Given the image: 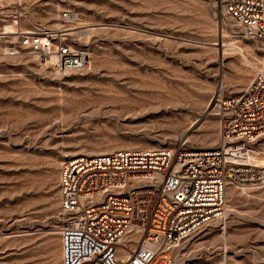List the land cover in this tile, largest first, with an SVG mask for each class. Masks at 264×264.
<instances>
[{
    "label": "rangeland",
    "instance_id": "rangeland-1",
    "mask_svg": "<svg viewBox=\"0 0 264 264\" xmlns=\"http://www.w3.org/2000/svg\"><path fill=\"white\" fill-rule=\"evenodd\" d=\"M223 2L21 0L20 29L54 31L61 21V37L85 67L58 74L0 58V264H60L56 184L65 159L218 145V100L239 94L255 74L241 58L264 70V42L244 38ZM64 12L86 26L63 21ZM223 42L241 55H222ZM259 145L250 158L262 165ZM234 187L223 220L175 250L179 263L264 264V188Z\"/></svg>",
    "mask_w": 264,
    "mask_h": 264
},
{
    "label": "built area",
    "instance_id": "built-area-1",
    "mask_svg": "<svg viewBox=\"0 0 264 264\" xmlns=\"http://www.w3.org/2000/svg\"><path fill=\"white\" fill-rule=\"evenodd\" d=\"M223 10L244 38L264 42V0H224ZM21 16V0H0V20L16 27L2 38L0 58L45 65L53 55L48 67L58 74L85 67L62 32L21 30ZM217 110L219 143L210 149L180 144L65 159L56 184L61 264H182L174 255L180 244L223 220L227 185L264 188V164L251 161L264 144V70Z\"/></svg>",
    "mask_w": 264,
    "mask_h": 264
},
{
    "label": "bare ground",
    "instance_id": "bare-ground-1",
    "mask_svg": "<svg viewBox=\"0 0 264 264\" xmlns=\"http://www.w3.org/2000/svg\"><path fill=\"white\" fill-rule=\"evenodd\" d=\"M58 4V3H57ZM57 6V5H56ZM62 18H63V16H62ZM64 20H68L69 22H75V24H77L78 26H80V25H84L83 24V22L78 18V16L76 15V14H74L73 12H69L68 13V16L67 17H65L64 19H63V21ZM61 21H56L54 24H53V29H54V33H59V32H64V31H66V30H61V28L63 27V26H61V23H60ZM16 25H18V22L16 21ZM69 28L70 27H72V25H67ZM84 26H86V25H84ZM84 26H82V27H84ZM87 26H89V25H87ZM15 29H16V27H15V23H14V21L12 20L10 23H4V24H2L1 26H0V35H12V34H14V31H15ZM46 30H48V29H46ZM67 30H72V29H67ZM50 31H52V30H50ZM83 33H84V31H83ZM87 33V32H86ZM76 34H78V33H76ZM85 36V35H84ZM64 37V36H63ZM217 44V43H216ZM70 49H72L71 47H70ZM220 50L221 51H219L222 55H225L226 54V52L227 51H237L238 53H240V55H241V50L239 49V48H236L235 46H234V44L233 43H231V44H226L225 42H223L222 44H221V48H220ZM217 51V50H216ZM220 54V55H221ZM242 57V56H241ZM242 59V62L244 61V63H246V64H248L249 66H250V68H251V70L252 71H254L255 73L257 72V71H259V70H261V68L260 69H256V68H254V67H252L251 65H250V63H248V61L246 60V58H241ZM55 61V58H54V56L52 55V56H49L47 59H46V63H45V65H49V64H53V62ZM247 78V77H246ZM249 79V78H248ZM239 87H241V85L239 86ZM211 99V98H210ZM214 101H215V99H214ZM206 141L209 143V144H213V143H215V141H216V135L215 134H210L209 136H207L206 137ZM129 146V145H128ZM124 147V146H123ZM126 147V146H125ZM234 188H236V187H234L233 185H227L226 186V194H234L236 191H235V189ZM53 231V230H52ZM61 253V252H60Z\"/></svg>",
    "mask_w": 264,
    "mask_h": 264
},
{
    "label": "crops",
    "instance_id": "crops-1",
    "mask_svg": "<svg viewBox=\"0 0 264 264\" xmlns=\"http://www.w3.org/2000/svg\"><path fill=\"white\" fill-rule=\"evenodd\" d=\"M60 249H61V247H60ZM60 252H61V250H60ZM60 264H61V262H60Z\"/></svg>",
    "mask_w": 264,
    "mask_h": 264
}]
</instances>
